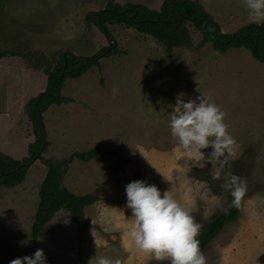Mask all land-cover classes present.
<instances>
[{
	"label": "rangeland",
	"instance_id": "obj_1",
	"mask_svg": "<svg viewBox=\"0 0 264 264\" xmlns=\"http://www.w3.org/2000/svg\"><path fill=\"white\" fill-rule=\"evenodd\" d=\"M163 1L117 0L146 3L158 10ZM199 1L223 32L254 24L241 0ZM107 3L0 0V45L17 53L0 60V150L15 158L24 157L34 140L27 103L47 85L44 66L37 59L56 64L65 52L91 57L114 41L120 49L81 77L67 78L61 88L65 102L43 113L49 140L44 158L70 159L75 151L96 145L116 152L90 161L74 157L63 176V185L72 192L99 196L85 209L89 227L80 232L70 214L59 210L33 242L32 224L47 172L37 160L21 184L0 185V264L37 249L43 250L47 264H87L94 255L119 258L122 264H167L137 251L126 238L131 213L125 207L124 189L139 179L168 190L200 230L226 208L232 197L222 187L223 173L213 180L215 170L185 157L168 128V105L175 103L176 95L184 93L189 99L199 92L226 113L227 130L236 140L224 172L246 180L238 217L202 253L207 264H262L264 62L247 48L218 53L211 43L199 50L178 47L168 52L154 37L119 24L108 25L110 39L87 19L89 12ZM188 27L198 44L200 31L191 23ZM25 239L28 243L21 244Z\"/></svg>",
	"mask_w": 264,
	"mask_h": 264
},
{
	"label": "trees",
	"instance_id": "obj_2",
	"mask_svg": "<svg viewBox=\"0 0 264 264\" xmlns=\"http://www.w3.org/2000/svg\"><path fill=\"white\" fill-rule=\"evenodd\" d=\"M87 19L93 22L107 37L112 38L109 24L133 27L141 33L148 34L163 43L166 50L186 47L199 50L205 43H211L218 53H225L231 48H247L252 56L264 62V23L250 24L235 32H223L214 16L204 8L199 0H164L160 9H153L142 3L121 4L117 0H108L107 5L89 12ZM193 24L201 33V40L194 43L188 27ZM120 49L116 42L100 48L87 63L84 57L69 52L60 55L56 64L44 57L38 58L47 75L45 91L32 97L27 103V115L32 125L34 140L28 145L27 154L21 159L15 158L0 150V185L15 187L25 179L30 167L37 160L47 166L46 175L39 190V203L32 224V239L36 242L42 235L45 225L54 218L59 210H66L80 232L89 227L86 219V207L100 198L94 193L76 194L63 185V176L67 172L70 160L74 157L81 161H90L102 153L116 152L107 146L96 145L87 150L75 151L70 159H46L43 157L49 145L43 113L55 104L65 102L61 88L67 78H79L90 67L99 64V60L118 54ZM14 51L0 45V60L16 55ZM75 56L74 61L72 57ZM231 202V201H230ZM226 208L209 221L198 233L201 251L240 213V208ZM33 251L29 254L31 255ZM264 264V252L259 256Z\"/></svg>",
	"mask_w": 264,
	"mask_h": 264
},
{
	"label": "clouds",
	"instance_id": "obj_3",
	"mask_svg": "<svg viewBox=\"0 0 264 264\" xmlns=\"http://www.w3.org/2000/svg\"><path fill=\"white\" fill-rule=\"evenodd\" d=\"M241 5L247 10L249 22L264 23V0H241ZM168 107L171 108L168 128L178 150L189 159L211 166L215 170L213 180L223 173L222 187L232 197L230 207L239 208L246 192V180L235 173L224 172L236 143L227 130L226 113L200 92L189 99H185L184 93H178L175 103ZM124 190L125 207L131 213L125 236L137 251L147 253L156 262L207 264L197 239L201 225L168 190L161 191L156 185L139 179L127 183ZM20 243L27 244L28 240ZM9 264H47V258L42 249H37L31 255L10 260ZM87 264L122 262L119 258L94 255Z\"/></svg>",
	"mask_w": 264,
	"mask_h": 264
},
{
	"label": "water",
	"instance_id": "obj_4",
	"mask_svg": "<svg viewBox=\"0 0 264 264\" xmlns=\"http://www.w3.org/2000/svg\"><path fill=\"white\" fill-rule=\"evenodd\" d=\"M109 38H110V37H109ZM110 39H111V38H110ZM74 58H75V56L72 57V61H74ZM91 58H92V57H90V56H89V57H85V58H84V63H87L88 60L91 59Z\"/></svg>",
	"mask_w": 264,
	"mask_h": 264
},
{
	"label": "crops",
	"instance_id": "obj_5",
	"mask_svg": "<svg viewBox=\"0 0 264 264\" xmlns=\"http://www.w3.org/2000/svg\"><path fill=\"white\" fill-rule=\"evenodd\" d=\"M143 4V3H142ZM145 5H146V3H144ZM147 6H148V4H147ZM150 7V6H149Z\"/></svg>",
	"mask_w": 264,
	"mask_h": 264
}]
</instances>
